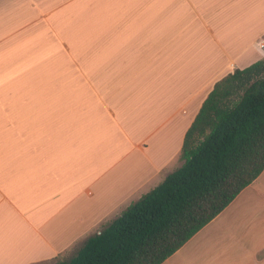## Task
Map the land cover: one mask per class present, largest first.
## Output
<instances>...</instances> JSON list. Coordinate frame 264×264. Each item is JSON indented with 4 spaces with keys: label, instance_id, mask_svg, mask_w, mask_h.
<instances>
[{
    "label": "crops",
    "instance_id": "1",
    "mask_svg": "<svg viewBox=\"0 0 264 264\" xmlns=\"http://www.w3.org/2000/svg\"><path fill=\"white\" fill-rule=\"evenodd\" d=\"M262 43L264 0H0V264L68 260L162 183ZM262 207L264 171L162 264H264Z\"/></svg>",
    "mask_w": 264,
    "mask_h": 264
},
{
    "label": "trees",
    "instance_id": "2",
    "mask_svg": "<svg viewBox=\"0 0 264 264\" xmlns=\"http://www.w3.org/2000/svg\"><path fill=\"white\" fill-rule=\"evenodd\" d=\"M182 165L70 260L162 264L264 171V58L216 83L186 133Z\"/></svg>",
    "mask_w": 264,
    "mask_h": 264
},
{
    "label": "rangeland",
    "instance_id": "3",
    "mask_svg": "<svg viewBox=\"0 0 264 264\" xmlns=\"http://www.w3.org/2000/svg\"><path fill=\"white\" fill-rule=\"evenodd\" d=\"M262 44H264V43H262ZM146 190L145 191H142L140 193V195L136 194L135 197H133L132 199H130L131 202L128 203V205H130L132 202L138 201V199L140 198L139 196H141V195L145 194L146 192H148V189H146ZM128 205L126 206V208L128 207ZM248 219H249L248 220L249 225H251V227H254V232L256 230V227L259 226L260 228H262L263 233L257 234V232H255V238L254 239H248V241H250L251 243L248 245L247 248L252 250V246H258L259 245L260 247H258V248H261L262 247L261 250L263 252L261 253V255L259 254L260 256H259L258 259H260V260L263 261L264 260V247H263L264 246V207H262V208H260L258 210L256 209V211L254 212V214L252 216H249ZM244 243L245 242L241 243V245L239 246L240 247V250H241V246L242 245H245ZM255 248H257V247H255ZM72 257H73V255H72ZM72 257H69V258L71 259ZM243 258L244 257H242L240 254L238 255L237 259H238L239 263L243 260ZM70 259H68V260H70ZM53 263L54 262L48 263V264H53Z\"/></svg>",
    "mask_w": 264,
    "mask_h": 264
},
{
    "label": "built area",
    "instance_id": "4",
    "mask_svg": "<svg viewBox=\"0 0 264 264\" xmlns=\"http://www.w3.org/2000/svg\"><path fill=\"white\" fill-rule=\"evenodd\" d=\"M262 47L264 48V44H262Z\"/></svg>",
    "mask_w": 264,
    "mask_h": 264
}]
</instances>
